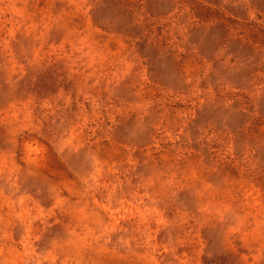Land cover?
<instances>
[{
	"label": "rangeland",
	"instance_id": "374dc122",
	"mask_svg": "<svg viewBox=\"0 0 264 264\" xmlns=\"http://www.w3.org/2000/svg\"><path fill=\"white\" fill-rule=\"evenodd\" d=\"M262 241L264 0H0V264Z\"/></svg>",
	"mask_w": 264,
	"mask_h": 264
},
{
	"label": "clouds",
	"instance_id": "9594fccd",
	"mask_svg": "<svg viewBox=\"0 0 264 264\" xmlns=\"http://www.w3.org/2000/svg\"><path fill=\"white\" fill-rule=\"evenodd\" d=\"M53 147H55V145H53ZM261 250L264 251V241L261 243Z\"/></svg>",
	"mask_w": 264,
	"mask_h": 264
}]
</instances>
